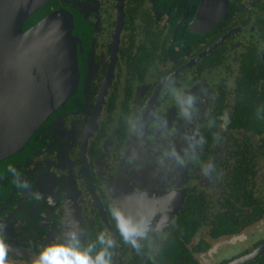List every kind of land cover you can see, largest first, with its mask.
<instances>
[{
    "label": "flooded vegetation",
    "instance_id": "af4514ba",
    "mask_svg": "<svg viewBox=\"0 0 264 264\" xmlns=\"http://www.w3.org/2000/svg\"><path fill=\"white\" fill-rule=\"evenodd\" d=\"M55 7L78 85L0 165V264H264V0Z\"/></svg>",
    "mask_w": 264,
    "mask_h": 264
},
{
    "label": "water",
    "instance_id": "95a60500",
    "mask_svg": "<svg viewBox=\"0 0 264 264\" xmlns=\"http://www.w3.org/2000/svg\"><path fill=\"white\" fill-rule=\"evenodd\" d=\"M56 2L0 0V165L25 153L76 92L80 41Z\"/></svg>",
    "mask_w": 264,
    "mask_h": 264
},
{
    "label": "rangeland",
    "instance_id": "374dc122",
    "mask_svg": "<svg viewBox=\"0 0 264 264\" xmlns=\"http://www.w3.org/2000/svg\"><path fill=\"white\" fill-rule=\"evenodd\" d=\"M237 250H239V247L238 246H228L226 247L225 249H223L220 253V257H227V256H230V255H234ZM241 250V249H240ZM218 262L221 261L222 258H217Z\"/></svg>",
    "mask_w": 264,
    "mask_h": 264
},
{
    "label": "clouds",
    "instance_id": "9594fccd",
    "mask_svg": "<svg viewBox=\"0 0 264 264\" xmlns=\"http://www.w3.org/2000/svg\"><path fill=\"white\" fill-rule=\"evenodd\" d=\"M41 262H42V264H68L67 261L46 260L44 253L41 254Z\"/></svg>",
    "mask_w": 264,
    "mask_h": 264
},
{
    "label": "snow or ice",
    "instance_id": "6c2138e0",
    "mask_svg": "<svg viewBox=\"0 0 264 264\" xmlns=\"http://www.w3.org/2000/svg\"><path fill=\"white\" fill-rule=\"evenodd\" d=\"M60 250L58 249H50L49 252L50 253H56V252H59ZM49 258V254H45V259H48Z\"/></svg>",
    "mask_w": 264,
    "mask_h": 264
}]
</instances>
